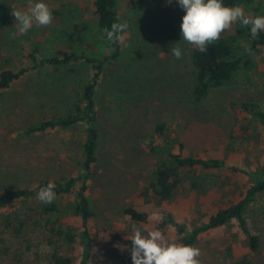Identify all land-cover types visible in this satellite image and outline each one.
Segmentation results:
<instances>
[{"label":"rangeland","instance_id":"rangeland-1","mask_svg":"<svg viewBox=\"0 0 264 264\" xmlns=\"http://www.w3.org/2000/svg\"><path fill=\"white\" fill-rule=\"evenodd\" d=\"M132 1L117 0L121 23L126 22L128 28L121 55L105 62L95 93L100 139L89 180L94 213L90 239L82 240L70 199L61 195L56 196L60 220L56 215L51 218L78 230L75 243L60 240L48 244L43 226L16 233L6 218L15 216L17 210L38 207L36 194L26 205L0 210V264H53L50 255L55 249L79 264L86 248L88 264H133L127 240L133 224L142 230L158 228L179 243L175 223L191 228L209 213L236 203L248 188L247 160L257 157L264 145L249 149L240 142L238 151H232L230 143L241 103L251 100L264 106V51L256 56L251 69L196 100L192 93L196 78L193 46L181 35L185 11L177 0L171 4L168 0H142L137 6ZM43 2L52 11V23L33 24L27 34L19 35L12 10L26 11L28 0H0V72L32 64L31 51L40 61L64 52L83 53L98 61L109 52L98 28L94 0ZM255 5L256 16H264V0H256ZM176 43L182 50L180 59L170 51ZM93 73V62L84 59L60 66L46 63L0 90V190L15 185L35 189L43 181H65L80 173L85 122L37 134L25 129L41 119L72 111ZM162 122L167 134L184 143L186 154L226 162L224 169L204 172L208 173V190H194L187 181L170 202L142 196L159 162L151 144L161 142L156 127ZM175 146L173 151L178 152ZM261 157L264 163V155ZM129 208L145 213L147 219L132 218ZM164 212L171 215L172 222L164 223ZM247 222L259 236L256 251H251L245 233L233 221L199 237L194 246L201 250L200 264H231L245 255L254 264H264V192L249 206ZM125 246L127 250H122Z\"/></svg>","mask_w":264,"mask_h":264},{"label":"trees","instance_id":"trees-1","mask_svg":"<svg viewBox=\"0 0 264 264\" xmlns=\"http://www.w3.org/2000/svg\"><path fill=\"white\" fill-rule=\"evenodd\" d=\"M135 6L140 5L142 0H133ZM226 6L240 5L244 8L245 14L256 17V0H223ZM97 24L103 38L104 44L109 52L98 61L83 53L64 52L51 55L37 60L36 54L31 51L29 58L32 64L17 69L7 68L0 72V90L8 89L11 85L35 67L43 64L60 66L73 60L84 59L93 62L94 73L89 81L83 86L82 96L74 104V108L67 114L44 118L29 125L25 132L28 134L43 133L52 129L67 128L75 124L85 122L86 133L82 139L81 171L65 181H43L37 188L32 189L25 186H6L0 190V210L16 204L26 205L29 200L37 194L40 188L46 187L49 182L55 185L56 196H66L70 199L72 215L80 221V236L82 240L90 239V222L94 217L89 198V180L97 160L99 147V111L95 99L96 88L102 76L105 62L121 55L122 44L112 43L107 39L104 29H111L112 23H121L118 11L117 0H94ZM59 15L60 11L55 10ZM123 35L125 34L122 33ZM264 51V31L256 38H252L250 27H244L240 22L232 25L231 29L224 31L220 38L207 45V51H200L193 46L191 55L192 64L196 70L195 83L192 93L196 100H201L209 91L221 87L234 79L241 71L251 69L255 64L257 55ZM235 134L230 143V149L238 151L237 143H243L249 149L264 145V106L258 101H244L240 105L237 116ZM156 132L161 140L158 144H151V150L158 156V164L150 182L143 190L142 196L148 200L159 202H170L180 192L182 185L189 181L194 190H208L205 184L208 180L207 170L224 169L226 162L220 158H205L185 153V146L166 133V124L159 123ZM176 144L178 152L173 151ZM175 146V147H176ZM174 147V148H175ZM264 149L258 151L257 157L248 159V167L244 170L249 175L250 184L242 197L234 204L220 208L216 213H209L206 219H199L193 223V227H187L175 223L179 235V243L194 246L199 237L204 233L223 227L236 221L241 230L245 233L247 243L251 251H256L259 246V236L248 227L247 211L258 196L264 192V163L260 161L264 155ZM252 161L255 163H252ZM237 170V167H234ZM200 170L199 173L189 171ZM239 170V169H238ZM243 171V170H242ZM128 212L132 218L145 221L146 214L129 208ZM60 204L55 200L51 204L40 202L38 207L33 206L25 211L17 210L15 216L6 218L8 226H13L16 233L35 231L37 226H43L45 238L50 245L57 244L60 240L67 243H75L78 239V230L71 224L58 222L60 220ZM166 220L164 223L172 222L171 215L164 212ZM56 215V220L52 216ZM58 222V223H57ZM119 239L117 240V242ZM130 243V240H128ZM229 250L232 247L229 246ZM232 255V254H231ZM53 264H74L71 256L64 255L55 249L50 255ZM90 252L88 248L79 264H88ZM25 264V263H23ZM231 264H254L251 258L243 256L234 259Z\"/></svg>","mask_w":264,"mask_h":264},{"label":"clouds","instance_id":"clouds-1","mask_svg":"<svg viewBox=\"0 0 264 264\" xmlns=\"http://www.w3.org/2000/svg\"><path fill=\"white\" fill-rule=\"evenodd\" d=\"M171 4L172 0H168ZM185 11L182 18V40L199 49L207 51V45L217 41L221 34L231 29L236 22L250 27L252 38L264 31V16L250 17L240 5L226 6L223 0H177ZM19 35H25L33 27L48 26L53 21L52 11L43 0H28L27 10H12ZM128 28L126 22L112 23L111 29H104L107 39L112 43H124L122 34ZM174 44L170 51L180 59L182 50ZM55 185L51 182L37 192V199L51 204L56 198ZM130 255L133 264H200L201 250L192 245L169 240L161 230L131 226ZM129 240V239H127ZM122 250H127L125 246Z\"/></svg>","mask_w":264,"mask_h":264}]
</instances>
